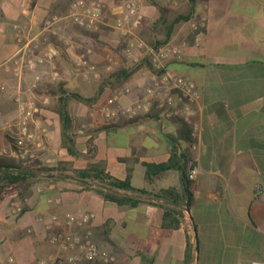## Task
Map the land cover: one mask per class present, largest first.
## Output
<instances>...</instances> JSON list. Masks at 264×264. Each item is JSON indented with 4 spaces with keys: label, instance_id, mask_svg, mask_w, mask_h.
<instances>
[{
    "label": "crops",
    "instance_id": "0c3cea01",
    "mask_svg": "<svg viewBox=\"0 0 264 264\" xmlns=\"http://www.w3.org/2000/svg\"><path fill=\"white\" fill-rule=\"evenodd\" d=\"M74 1L0 0V151L10 148L16 136L10 125L17 120L15 99L20 97L37 110L31 131L41 138L43 147L34 152L33 162L56 169L48 179L36 180L24 200L15 187L0 194V264H8L9 258L15 264H36L49 258L54 259L52 264H68L74 252L51 245L49 237L83 231H89L99 250L115 259L113 264H186L187 243L192 252L188 264H264V0H138L143 15L139 36H150L155 43L165 38L163 26L158 25V8L167 18L172 13L205 19L199 45L192 38L182 59L165 66L169 75L184 77L198 89L192 116L188 121L178 118L195 134L191 138L195 152L183 142L187 133L177 117H167L163 109L158 116L149 111L132 119L122 115L104 119L106 107L133 106L148 92L154 94L156 104L161 103L166 85L143 65L119 86L112 87L102 77L92 81L93 90H85L88 83L80 80L72 65L79 46L93 41L79 32L65 44L59 37H39L35 54L47 45L55 46L58 56L53 65L26 69L20 80L4 71L1 65L19 48L12 27L20 25L36 35L50 16L67 12ZM104 1L112 5L111 0ZM176 30L177 26L171 37ZM95 37L96 45L105 48H98L92 56L99 65L105 56L111 58L114 71L143 60L140 49L133 51L131 59L122 55L125 40L114 31H102ZM108 47L118 49L117 53L104 55ZM36 76L41 80L33 89ZM62 90L75 95L91 92L85 99H95L90 106L73 99L64 103L72 119L75 157L61 146L56 109ZM173 153L196 158L197 168L189 184V209L183 199L177 207L182 220L176 230L162 228L166 206L162 201L119 207L103 200L93 188L83 189L70 172L103 162L106 172L120 181L130 169L134 189L152 194L175 189L182 196L185 185L178 172L145 177V165L165 164ZM4 158L12 157L0 156ZM15 205L22 209L18 216L10 214ZM86 213L95 216L86 226H66L67 216ZM52 216L56 221L49 232L46 225Z\"/></svg>",
    "mask_w": 264,
    "mask_h": 264
},
{
    "label": "built area",
    "instance_id": "2783aa9c",
    "mask_svg": "<svg viewBox=\"0 0 264 264\" xmlns=\"http://www.w3.org/2000/svg\"><path fill=\"white\" fill-rule=\"evenodd\" d=\"M143 15L140 6L136 0H116V5L111 7L104 0H75L63 16H52L43 25L42 29L32 35L31 30L20 25H14L12 30L19 43L14 56L4 62L1 66L6 72H11L15 78L20 80L26 69L34 70L37 66L43 64H52L58 56V50L52 45L40 54H35L39 37L47 34L51 38H57L59 31L67 26H72L78 30L88 33L99 34L103 29H109L118 33L124 40L125 45L122 48V55L131 59L133 51L140 49L141 58L151 67L152 71L160 74L163 85H166L165 97L161 103H157L158 109L166 111L167 117H180L186 121L192 116L191 106L199 99V92L196 85L180 76L169 75L165 71V66L169 61H180L183 57V47L176 44L167 43L162 47L151 48L146 46L138 37L137 32L141 29ZM191 31L196 45H199L203 38L205 29V19L203 17H190L186 21ZM64 44L67 42L63 41ZM89 52L86 51L76 56L73 62V70L84 81L97 79L99 73L96 66L89 59ZM110 62V61H109ZM110 71V66L106 67ZM40 77L36 76L32 88H36L40 83ZM156 98L152 92L133 106L123 107L121 109L108 108L102 110L105 120H111L117 115L132 119L140 113L149 112L156 103ZM17 105V120L10 125L15 129L16 136L12 145L8 149L0 151L1 157H12L21 162L23 167H27L32 162L34 152L41 148V144L36 142L35 135L31 131V124L36 109L31 101L23 100L20 97L15 99ZM195 134H191L194 138ZM193 152L196 146H191ZM193 167H190L187 178L190 182L194 181L197 175L196 158L192 160ZM50 202V201H49ZM22 212L20 206L15 205L10 209L12 216H18ZM95 216L92 213H86L80 217L67 216L65 224L67 227L77 226L79 228L89 224ZM40 220V219H39ZM46 225V230H52V223L56 217L52 216ZM51 245H58L62 250L73 251L74 254L68 259V264L102 263L113 264L115 259L105 253L92 241L89 231H83L81 234L55 235L49 237ZM53 258L39 260L36 264H52ZM8 264H15L12 258L7 261ZM257 264V263H254Z\"/></svg>",
    "mask_w": 264,
    "mask_h": 264
},
{
    "label": "trees",
    "instance_id": "16d2710c",
    "mask_svg": "<svg viewBox=\"0 0 264 264\" xmlns=\"http://www.w3.org/2000/svg\"><path fill=\"white\" fill-rule=\"evenodd\" d=\"M158 10L161 13L158 25L164 27L165 42L171 38V32L176 25L188 21L191 17L177 15L171 21H167L168 19L166 18V14L161 9L158 8ZM192 38L193 36L191 35L188 41H192ZM154 47L157 48L159 46ZM143 65L152 71L151 67L147 65L145 60H143L139 64L116 71L115 73L111 74L108 79H106V82L112 87L119 86L131 78L133 74H135ZM156 74L160 75L161 73ZM61 94L62 95L59 97L58 101L59 106H57L56 109L61 126V146L63 149H66L69 156L75 157L77 156V153L75 152V135L72 133V119L64 103L68 99H73L90 106L93 102H95V99H85L79 95L69 94L63 90L61 91ZM149 113H151L152 116H158L162 114L163 111H160L156 105H154ZM177 121L180 124L181 129L187 133V136L183 138V142L190 147L192 145V139L191 132L188 129V124L182 119L177 118ZM191 162L192 160L190 158H185L184 155L177 156L175 153H173L171 154L169 161L165 164L145 165V177L147 179L150 176H155L168 171L178 172L180 175V180L185 185L182 196H180L175 189L161 190L154 194L148 193L144 190L134 189L130 185V169H128L127 178L124 181H120L114 179L106 172V167L103 162L88 163L84 169L71 170L70 172L73 174L75 181L81 184L83 189L88 190L93 188L94 192L101 196L103 200L113 203L119 207L126 206L129 208H135L143 201H162L164 204H166V206L163 207L164 213L162 219V228L176 230L180 227L182 220V212L177 209V207L180 206V199L184 200L183 206L187 210L191 204L192 197L189 192V184L191 182L187 178L189 168L194 166V163ZM185 168L187 169L185 170ZM55 171V168L23 167L19 161H16L12 158H4L0 160V194H2V192L9 187H15L19 191L21 200H24L26 197L25 195H27V191L31 185L36 182V180L48 179ZM119 191H122L126 194H121ZM191 258V247L187 243L185 252V261H187L186 264H188Z\"/></svg>",
    "mask_w": 264,
    "mask_h": 264
},
{
    "label": "rangeland",
    "instance_id": "374dc122",
    "mask_svg": "<svg viewBox=\"0 0 264 264\" xmlns=\"http://www.w3.org/2000/svg\"><path fill=\"white\" fill-rule=\"evenodd\" d=\"M106 3H107V1H105ZM111 2H112V5H116V0H111ZM136 2L138 3V5L141 7V3L138 1V0H136ZM108 4V3H107ZM112 5H108L109 7H111ZM64 14H66V12L65 13H61V14H58V15H54V16H63ZM177 16V15H176ZM175 15H173L172 13H170V15H169V17H170V19L172 20V19H174L175 17H176ZM52 16H50L49 18H51ZM169 17L167 18V16H166V18L168 19L167 21H171V20H169ZM173 17V18H172ZM184 24V25H183ZM181 25H183L184 27H181ZM177 26V33H175L174 35H172V37L167 41V42H165V38H164V40L162 41V42H159V43H155V39L154 40H151L150 39V36L148 37V39L145 37V39H142L140 36H139V31H140V29H139V31L137 32V37L139 38V39H141V41L146 45V46H148V47H151V48H155L154 46H159V47H162V46H164L165 44H167V43H172V44H176V45H178V46H182L183 47V49L186 47V43L188 42V40H189V38H190V36L192 35V33H191V31L189 30V28H188V25L186 24V22H182V23H179L178 25H176ZM182 28H184V29H182ZM162 29H163V31H164V27H162ZM67 31V30H69V32H65V31ZM106 30H109V29H103L102 31L103 32H106ZM110 31H112V30H110ZM77 32H79V34L81 35V36H83V38H87V39H89V40H92L93 42L91 43V45H87L86 44V46L83 44V45H81L82 47H80L79 46V48L77 49V52H76V54L77 55H79L80 53H82V52H85L86 53V51H88L89 52V59H90V61L96 66V68H97V71H98V73H99V77L98 78H102V77H105V81H106V79H108L109 78V76L111 75V74H113V73H115L116 71H114L113 70V66L111 65V63H112V61H111V58L110 57H107V56H105V57H103L104 58V62H103V64H101V65H99L98 63H95V61H93L92 60V56L93 55H95V51L98 49V48H101V49H105L103 46L102 47H100L99 45H96L97 44V42H96V40H95V35L96 34H94V33H88V32H85V31H82V30H78V29H76V28H74V27H72V26H67L66 28H63V30L61 29L60 31H59V34H58V36H57V38L59 37V39L61 40V41H64V40H66V41H69V42H72L73 40H74V34H76L77 35ZM164 33V32H163ZM64 34V35H63ZM193 36V35H192ZM164 37H165V35H164ZM193 39H194V37H193ZM48 46V45H47ZM53 46V45H52ZM55 47V46H54ZM118 48H119V46H118ZM158 48V47H157ZM117 50L118 49H115V51L111 48V47H108L106 50H105V54L104 55H110V54H112V56H113V54L116 52L117 53ZM76 55V56H77ZM144 60V59H143ZM142 60V61H143ZM110 61V62H109ZM145 62H146V60H145ZM147 63V62H146ZM51 65H53V62H52V64ZM147 65L149 66V64L147 63ZM107 66H110V71H107L106 70V67ZM101 67V68H100ZM122 69V68H121ZM72 70H73V65H72ZM120 70V69H119ZM119 70H117V71H119ZM102 71H104V72H102ZM73 72H74V70H73ZM101 72L102 73H104V76H101ZM75 73V72H74ZM156 73V72H155ZM76 74V73H75ZM79 76V75H78ZM80 77V76H79ZM80 80H82L83 82H85V83H88V84H85V90H87V89H90V90H93L94 89V87H93V83L94 82H92V81H94L95 79H92V80H90V81H84L81 77H80ZM84 89V88H83ZM91 94V92H89V93H87L86 91H83V92H81V93H78L77 95H80L81 97H86L87 95H90ZM71 100V99H70ZM76 102V101H75ZM155 105L157 106V104L155 103ZM36 112H37V110H36ZM35 115V114H34ZM177 118H179V117H177ZM36 138V137H35ZM36 142H38V143H40L41 144V148L40 149H42V140H41V138H36ZM35 155V154H34ZM34 159H35V156H33V158H32V162L30 163V165L29 166H27V168L28 167H40V166H37L33 161H34ZM16 161H18V160H16ZM20 162V161H19ZM46 168H48V167H46Z\"/></svg>",
    "mask_w": 264,
    "mask_h": 264
}]
</instances>
